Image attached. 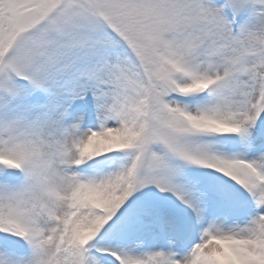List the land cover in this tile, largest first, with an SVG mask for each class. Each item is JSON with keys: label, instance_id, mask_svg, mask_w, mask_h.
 <instances>
[{"label": "snow or ice", "instance_id": "1", "mask_svg": "<svg viewBox=\"0 0 264 264\" xmlns=\"http://www.w3.org/2000/svg\"><path fill=\"white\" fill-rule=\"evenodd\" d=\"M0 264H264V0H0Z\"/></svg>", "mask_w": 264, "mask_h": 264}]
</instances>
